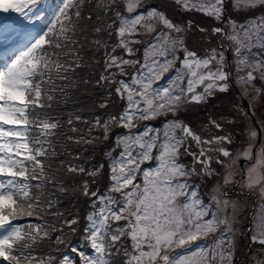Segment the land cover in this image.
<instances>
[{"label": "snow or ice", "instance_id": "1", "mask_svg": "<svg viewBox=\"0 0 264 264\" xmlns=\"http://www.w3.org/2000/svg\"><path fill=\"white\" fill-rule=\"evenodd\" d=\"M84 2L61 0L48 21V30L20 52L6 70L0 71V153H3L0 155V264H116L118 255L126 257L121 264H216L217 257L219 264H231L229 249L233 243V221L224 210L235 211L236 204L225 198L227 193L219 184L213 188L210 200L205 202L190 179L194 175L212 176L215 173L211 168L213 157L208 154L215 151L218 153L215 162L227 169L223 185L234 183V176L239 172L242 186L249 190L259 189L264 197V144L249 143L233 156L224 146L232 143L231 136L202 140L180 121H165L162 132L150 126L142 132L133 133L132 130L140 121L156 120L169 113L175 116L185 104L200 103L212 95L213 90L227 91L230 72L225 70L227 62L220 50L225 46L234 54L238 83L254 88V80L264 81V59L257 60L253 54L255 48L264 50V16L243 24L229 19L228 28H212L213 35L218 34L221 43L201 57L186 47L182 38L184 29L174 24L164 12L156 8L138 12L143 7V0H109L106 8L115 15L107 27L119 38L112 52L121 48L131 57L136 51L131 45L144 44L145 47L143 62L107 54L105 71L115 68L117 72L100 76V80L118 85L115 92L121 99L126 98L127 106L119 116H110L107 121L101 122L97 118L95 126L102 130L105 140L109 138L112 126L128 132L116 137V148L121 149L118 156L106 153L110 157L109 179L112 182L107 192L98 196L96 191L89 192L87 181L82 185L83 195L96 197L101 205L95 209L93 202L95 210L87 216L89 224L84 229L86 243L83 247H90L94 254L88 255L72 247L75 256L57 248L61 251L59 260L55 256H49L47 261L37 260L31 255L33 245L52 239L50 231L63 233L66 226L75 233L73 225L78 223L75 218L64 220L63 226L57 228L14 221L33 216L43 219L41 213L51 209L54 203L42 200L44 186L52 185L65 191L58 187L55 173L46 172L44 162L39 159L48 155L44 142L35 137L30 146L26 134L28 125L36 124L38 119L35 109L51 107L46 101L53 99L49 93L55 90L54 81L68 79L67 73L81 66L79 50L74 45L79 44L75 39L76 22L81 19L80 8ZM39 3L40 0H0V22H3V14L31 19L30 14ZM175 3L185 10L202 11L217 21L223 18L225 9V0H196L195 3L193 0H175ZM99 6L104 7L103 0ZM258 6L264 7V0H232V7L237 12H250ZM121 8L123 11L119 10ZM95 31L101 32L102 28L96 27ZM95 43L100 44V41ZM126 66L135 71L129 73ZM173 72L175 75L167 86L154 87ZM117 75H131V80L117 79ZM200 86L203 91L197 92ZM254 91L259 94L261 90L254 88ZM212 123L220 127L215 121ZM6 125L16 127L5 128ZM36 126L43 134L56 129L57 123L41 120ZM257 135L255 130L250 131L252 138ZM12 137L25 142L12 141ZM189 139L199 148L198 153L190 150L191 144L185 146ZM213 144L217 147H204ZM13 150L15 157L23 155V159L14 158ZM182 155L192 156L191 166L180 162ZM241 158L245 163L237 168ZM63 166L61 161L60 167ZM99 170L86 172L80 166H67L68 172H86L89 176H96ZM32 180L41 183L32 185ZM121 221L124 222L122 225L113 227ZM254 231L253 242L264 245V212L256 219ZM209 237L211 244L198 243ZM122 238L131 241V251L122 246ZM54 242L57 245L68 243L59 235Z\"/></svg>", "mask_w": 264, "mask_h": 264}, {"label": "trees", "instance_id": "2", "mask_svg": "<svg viewBox=\"0 0 264 264\" xmlns=\"http://www.w3.org/2000/svg\"><path fill=\"white\" fill-rule=\"evenodd\" d=\"M230 1L229 8L232 9V18L237 24H243L247 20L264 16V7L258 6L250 12H237L232 7V0ZM108 2H103L104 7H100L96 4V0H93L92 2H87L84 8H80L82 12L81 19L76 22L77 31L75 35V39L79 44L74 45V47H78L81 66L76 68L74 72L67 73L68 79L55 80V90L49 93L53 96V99L46 101V103L51 104V112L54 114L56 111L50 123H57V128L50 136L48 132H44L42 135L43 146L48 151V155L42 161L46 166L45 171L54 172L57 177L58 187H63L65 191L61 192L57 187H53L52 185L44 186L42 200L53 201V207L51 209H45V212L41 213L43 219H37L33 216L37 221L28 224H42L45 227L55 225L57 228H60L63 226L64 220L74 218L77 219L78 223L73 225L76 228L75 233H71L65 226L63 233L50 231L52 239H45L33 245L31 254L37 260L47 261L49 256H55L59 260L62 258L61 251L64 254H72L71 256H75L71 252L72 247L83 251L86 250L87 247H83L86 243L83 237L85 235L84 229L89 224L87 216L101 205L96 197L83 195L81 190L82 185L87 181L89 192L96 191L98 196L107 192L112 182L109 179L110 157L106 153L111 152L112 157L118 156L121 149L116 148V137L128 132L127 129L112 126L109 132V138L105 140L103 139L102 130L95 126L97 118L101 122L107 121L110 116H119L127 106L126 98L121 99L115 92V88L118 85L109 84L106 81L100 80L101 75L108 76L110 72H117L115 68L105 71V60L102 55L104 45L108 38L111 37L109 32H112V29H109L107 25L115 19L112 11H106ZM197 14L200 16L203 12L198 11ZM89 16L92 17L91 20L87 19ZM96 27H101L102 31L96 32ZM115 27L116 25H113V28ZM136 38L146 40L145 37ZM215 39L216 37H213V41ZM97 40L100 41V44L95 43ZM137 45L138 49L135 48L134 57L143 62L145 45ZM199 53L202 54L201 52ZM253 54L257 60L264 59V50L262 49H253ZM231 68L232 82L241 91L242 96L250 102L253 114L264 132V81L257 78L252 82L255 89L261 90L259 94L254 91L252 86H245L238 83L233 52L231 56ZM126 70L129 73L135 71L134 68L131 69V67L128 68L127 66ZM173 74L175 73L173 72ZM240 75H244V73H240ZM117 79H123V77L117 75ZM49 87H52V85H49ZM230 91L232 93L230 95L233 99L235 98L237 100V103L231 101L229 104H223L222 101L220 103L221 106H216L218 108L216 111L223 109L217 115L220 118L223 117L224 120L226 117H230L227 125L230 126V129H223L222 133L225 136H231V152L236 154L239 151V143L242 137L245 136L246 140L249 138L251 120L240 111L241 104L235 91L233 89H230ZM102 104L105 106L101 107ZM143 122L140 121L138 123V127L132 130L133 133L144 130ZM70 137L71 139H69ZM87 141H91V143ZM53 152H55V155H52ZM61 161L64 163L63 167H60ZM48 165H51V168ZM68 165L83 167L86 169V172L94 171L98 168L100 170L96 176H89L86 172H68ZM100 165L104 167L100 168ZM38 183H41V181L38 180V182H32L31 184L36 185ZM33 190L35 191V189ZM94 201L95 209L93 207ZM49 213H59L61 215H52ZM123 223V221L118 222L113 227L122 225ZM58 235L65 238L68 243L57 245L54 242V238ZM122 241H124V238H122ZM57 248L61 251H57ZM240 253L241 250H238L237 254ZM121 256L118 255L116 259ZM76 259L78 260L79 258L76 257Z\"/></svg>", "mask_w": 264, "mask_h": 264}, {"label": "rangeland", "instance_id": "3", "mask_svg": "<svg viewBox=\"0 0 264 264\" xmlns=\"http://www.w3.org/2000/svg\"><path fill=\"white\" fill-rule=\"evenodd\" d=\"M53 12H50L49 16L45 20V25L48 24V21L52 18ZM171 21L184 28L187 36L192 37V41L188 43L189 48H191L192 51L195 52H201L205 50H209L213 46V37H216L218 34L213 35L212 28L218 27L216 21L212 19V17L208 15H204L203 17H185V16H177V17H171ZM189 22H191V26L189 27ZM201 29H204V31H201ZM44 30V29H43ZM42 30V32H43ZM39 35L36 36V38ZM223 102H226V98H221ZM197 121V127L203 125L204 123H207L206 121H200L197 120L198 118L196 116H193ZM214 148L217 147L215 144ZM3 154V153H2ZM230 162V161H226ZM212 169L215 170V173L212 175L215 179L219 177L224 170V174L226 173V169L221 165L219 167L212 166ZM235 181V179H234ZM235 183V182H234ZM233 184V183H232ZM202 185L205 188H208V184L205 181H202ZM259 191V189H257ZM264 212V211H263ZM254 235V234H253ZM232 247L234 248V253H232V256L237 253L238 250L241 249V243L239 240H235L232 243ZM217 263H219V257L217 259Z\"/></svg>", "mask_w": 264, "mask_h": 264}, {"label": "water", "instance_id": "4", "mask_svg": "<svg viewBox=\"0 0 264 264\" xmlns=\"http://www.w3.org/2000/svg\"><path fill=\"white\" fill-rule=\"evenodd\" d=\"M241 101H242V105H243L244 110L252 118V123H253L255 129L258 132V145H259V144H261L262 131H261V129H260V127H259V125H258V123H257V121L255 119V117L251 113L250 106H249L248 102L245 99H243V98L241 99ZM240 164L243 165L244 164V161L243 160H240Z\"/></svg>", "mask_w": 264, "mask_h": 264}, {"label": "flooded vegetation", "instance_id": "5", "mask_svg": "<svg viewBox=\"0 0 264 264\" xmlns=\"http://www.w3.org/2000/svg\"><path fill=\"white\" fill-rule=\"evenodd\" d=\"M233 193L231 194V198H233V197H235V199H237L239 196H243V195H248V196H246V197H251V192H247V191H244V190H242L241 192H237V190L235 189V190H233L232 191ZM234 199V200H235ZM251 264V262H244L243 264Z\"/></svg>", "mask_w": 264, "mask_h": 264}]
</instances>
